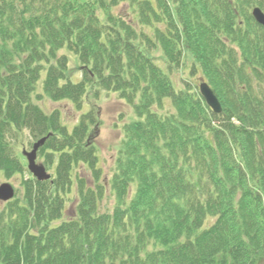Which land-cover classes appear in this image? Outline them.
Returning <instances> with one entry per match:
<instances>
[{
    "label": "trees",
    "instance_id": "trees-1",
    "mask_svg": "<svg viewBox=\"0 0 264 264\" xmlns=\"http://www.w3.org/2000/svg\"><path fill=\"white\" fill-rule=\"evenodd\" d=\"M256 6L264 0H0V180L22 177V194L0 204V264H264ZM188 61L221 114L195 85H175ZM40 82L77 112L101 91L133 108L108 181L93 141L99 114L71 130L33 101ZM46 137L37 158L54 172L41 182L17 147Z\"/></svg>",
    "mask_w": 264,
    "mask_h": 264
},
{
    "label": "rangeland",
    "instance_id": "rangeland-1",
    "mask_svg": "<svg viewBox=\"0 0 264 264\" xmlns=\"http://www.w3.org/2000/svg\"><path fill=\"white\" fill-rule=\"evenodd\" d=\"M128 11L130 10L126 5L114 9L115 14L127 13ZM61 53L62 54L65 53L69 56L71 73L77 80H79L82 77V72L79 70L78 59L73 53L69 51L62 50ZM155 54L157 58L161 60L158 63L165 70L167 68V65L165 64V62L162 61L163 60L162 52L158 51ZM191 65L192 63L188 61L184 65H182V68H180L179 70H175V72L173 73L172 79L178 88L181 89L186 88V82H187L189 84L191 83L190 85L192 86L195 85L199 90V84L201 82V79L204 78V76L202 75L201 71H198L194 76H191L192 74ZM40 86H41V82L39 84L38 90L34 94L33 101L39 104L40 106H42L45 112L48 114L58 109L62 115L61 121L63 122V124L68 125V127L71 130L74 128V126H76L79 123L80 116L82 115V113L94 112L95 115L99 114L97 134L93 141L96 146V153L100 158L99 166L103 170V175L105 177V180L108 181L114 170L115 160L124 139L123 127L126 124H129L130 122H133L136 119V115L134 113L133 108L130 105H128L124 100H122L117 93L101 91L99 97L95 98L89 95L87 97L88 102L84 106L83 110L81 112H77L71 104L65 101L54 102L50 100L47 96L43 94L42 88ZM87 104H90L91 107H93L92 111H91V107L88 106ZM24 148H26L29 151L32 148L27 143L26 145L18 144L17 147L18 155L21 157V159L23 160V162L26 164L27 167V160L22 155V151ZM37 162L43 163L40 160V158H38ZM80 167H81L79 169L80 173L86 169L84 166H80ZM47 171L50 172L51 174L54 172L52 170L51 171L47 170ZM26 177L27 176H25L24 178ZM4 183H10L13 185V187L16 190L15 197H17L18 195L20 196L22 194L21 176H16L8 180L2 177L0 180V185ZM73 199L75 200L76 196H74ZM1 202L2 201H0V204H2ZM113 204H114V200L108 199L103 203V206H107L108 208H111ZM72 207L73 205L71 204V209L69 214H73Z\"/></svg>",
    "mask_w": 264,
    "mask_h": 264
},
{
    "label": "water",
    "instance_id": "water-1",
    "mask_svg": "<svg viewBox=\"0 0 264 264\" xmlns=\"http://www.w3.org/2000/svg\"><path fill=\"white\" fill-rule=\"evenodd\" d=\"M253 16L256 19V21L264 26V12L260 8H255L253 10ZM200 92L202 96L204 97L206 103L208 106L217 114L222 112V106L215 95L212 88L209 86L208 83L203 81L200 84ZM47 138H44L40 140L38 143L34 145V149L31 152L24 151V155L28 158L29 161V171L34 175V177L43 182L47 181L51 178V175L47 173L45 167L43 165H38L36 163L37 159V152L39 148L45 143ZM15 196V189L14 187L9 183H4L0 185V200L3 202H8L12 200Z\"/></svg>",
    "mask_w": 264,
    "mask_h": 264
}]
</instances>
